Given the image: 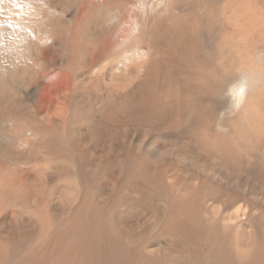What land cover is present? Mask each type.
<instances>
[{"label": "bare ground", "instance_id": "obj_1", "mask_svg": "<svg viewBox=\"0 0 264 264\" xmlns=\"http://www.w3.org/2000/svg\"><path fill=\"white\" fill-rule=\"evenodd\" d=\"M14 1H9L8 14L20 24V30L19 36H11L10 24H0V89L8 85L23 105L37 93L38 62L13 71L11 65L18 64V57L26 50L34 52L41 62L40 46L46 41L37 42L38 46L34 39L30 43L27 28H33L38 21L34 12L24 11ZM148 1L83 0L88 3L85 19L71 20L65 29L69 38L55 41L50 47L58 66L43 61L42 70H58L69 81L70 105L78 98H86L87 108L106 124L114 121L116 114L130 116L134 104L132 94L126 96L128 102L124 105L121 99L122 92L130 87V81L122 83L118 79L123 75L128 78L122 62L127 60L136 74L149 64L166 67V57H157L155 46L159 44L157 40L168 36L175 46L172 56L176 55L172 58L174 62L169 60L170 72H178L179 78L182 73L186 75L181 81L169 82L170 93L176 98L173 105L177 113L194 117L191 123L176 117L173 125L190 128L193 146L201 154L228 169L239 168L243 150L236 145V137L246 138L254 148L264 139V87L260 84L263 74L248 65L236 71L225 56L214 65L212 24H205L204 18L199 17H191L192 22L188 23L183 10L179 12L181 7L173 8L174 0L173 4L167 1L156 12L148 8ZM120 33L122 38L113 42ZM136 39L147 46L148 52H134L125 59L130 52L126 50ZM109 41L111 47L107 48ZM203 50L207 51V62L195 74L190 73L192 62ZM226 95L230 106L246 111L243 119L234 120H244L246 133L238 130L231 136H218L209 130L208 117L212 119L214 104ZM6 102L7 97L0 95V264H264V199L262 194L251 192L242 180L231 177L229 183L224 174L213 168L206 178L212 180L214 187L207 190L201 183L178 182L173 173L165 176L166 169L154 171L149 153H143L141 162L135 156L129 159L135 166L129 165L128 171L119 172L115 185L114 182L113 186L107 185L106 194L98 184H87L83 189L77 181V170L90 167L92 157L81 143L70 139L71 124L76 120L80 123L83 117L71 115L75 118L69 120L71 123L58 120L54 129L44 126L46 133L53 130L61 133L60 139L50 142L57 152L46 157L34 150V140L14 146L18 134L8 125L11 120ZM14 110H20V106ZM200 112L206 117L202 121L205 126L199 125ZM61 114L65 118L70 111L64 109ZM32 118L33 111L27 119ZM150 124L153 125V120ZM67 147L72 154L58 153H66ZM18 149L24 150L13 157L12 153ZM140 149L136 148L135 153ZM199 157L191 158L195 166L187 168L197 167ZM103 159L95 162L96 168L102 171L114 168ZM261 160L264 163V152ZM21 161L30 164L24 170L19 169ZM179 163L186 168L185 161L179 159ZM202 166L206 165L199 167ZM51 178L57 180L53 190L47 192L53 183ZM225 201H239L240 205L232 213L221 204Z\"/></svg>", "mask_w": 264, "mask_h": 264}, {"label": "rangeland", "instance_id": "obj_2", "mask_svg": "<svg viewBox=\"0 0 264 264\" xmlns=\"http://www.w3.org/2000/svg\"><path fill=\"white\" fill-rule=\"evenodd\" d=\"M9 1L12 0H0V24H10V27L13 30L10 29V35L19 36L18 31L20 30V24L15 22L8 14L11 7L9 6ZM164 1L149 0L147 2L148 8H150L152 12H156L162 6L164 7L167 1L173 4L172 0ZM174 3L176 4H173V8L176 7V5L181 7L179 12L183 10V13H185L188 18V23L192 22V18L199 17L201 19L204 18L203 20L205 24H212L211 27L215 33L214 37H211L214 65H217V62L219 64V58L225 56L229 58L230 64L235 65L236 71H239V68L242 65H248L259 70L264 76V0H174ZM13 4L21 7L24 11L29 10L35 14L38 22H34L35 27L27 28L30 39L28 40L30 43L31 41L33 42L34 39L35 45L38 46L37 42L42 44L43 41H46L45 44L43 43V45L40 46L41 62L36 59L34 52L32 53L26 50L25 54H21V57H18L20 59L19 63L14 66L12 64L10 68V70L13 71L20 67L26 68L34 62H38V77L36 80L38 89L36 95L32 98L29 96L26 102L22 105L16 98L17 93L9 88L8 85H3L2 89H0V95L3 94L7 97L6 104L9 108L8 117L10 114L11 120L8 121V125L11 124L12 129L16 130V133L18 134V137L14 140V146H19L23 141L29 140L32 142L34 140L36 142L34 150L38 154H42L46 157L48 154H54L57 152V148L51 146L50 142L60 139L61 133L57 130H53L51 133H46L44 126L52 127L54 129L53 126L58 120L68 122L73 119V121H75V118L71 115H77L83 117V119L80 123L76 120L71 124L70 129L72 134L70 139L73 138L71 141L75 143H81L86 148L85 150L88 155H91L92 157L89 164L90 167H87L88 169L82 168L77 170V172H79L77 174V181L84 186L83 189H85L87 184H98L100 190L106 194L108 192L107 185H115L117 178L116 175H118L119 172L128 171L129 165L135 166L133 163H130L129 159L135 156V159L141 162L143 160V153H149L147 156L151 159V162L149 161L150 167L153 168L154 171L166 169L168 172L164 171L165 173L163 172V174L170 177L173 173L175 178L178 177L176 180L178 182H185L188 180L187 182L189 183H201L204 187H207V190H211V187H214L212 186V180H208L206 177L208 173H211V169L215 168L217 173L224 174L229 183H232L230 182L231 177H233L235 181L242 180L244 185L247 187L249 186L248 188L251 192L253 190L255 193L262 194L264 199V163L261 160V154L264 152V139L263 142L260 141V145H255L254 148L248 145L246 138L236 137V145L243 150L241 153V159L243 162L239 168L228 169L227 167H224L221 162H216L210 156L207 157L201 154L199 150L193 146L195 143L192 134L189 133L190 128L188 126L177 128L173 125L176 117L182 120L188 119L190 120V123L194 120V117H192V115L189 116V113L181 115L175 111L176 108L173 103L176 98L174 94L172 95L170 93L168 88L171 80L173 82H178L186 76L182 73V78H179V74L175 71V68H173L175 71L174 73L170 72L172 69H170L171 64L169 63V60H172V58L174 59L176 56H172V52L175 50V46H173L171 40L172 38L166 36L165 38L157 40L159 44H156L155 46L158 52L157 57H162V55L166 57V67L162 66V64L157 66L154 65V67L149 64V66L142 71L139 68V71L136 74L132 66L126 62L127 60L125 63L122 62L128 78L123 75L119 76L118 79L122 83H128L130 81V87L128 89L129 92L126 90L122 92V94L120 93L121 99H123L124 105L128 102L127 100L125 101L126 96L132 94V102L134 104L131 107L132 109H130V116L126 113L123 114V116L116 114L114 118H112L114 121L105 124L103 121H99V118L96 117V112L90 111L87 108L86 98H78L77 102H73L74 104L71 102L70 105L69 100L71 96L69 95V81L66 80L58 70L51 68L50 70L43 71L44 67L42 66L43 61L45 64L58 66L55 63L56 58L53 56L50 47L55 41L64 42L69 38L65 31L68 23L75 18L77 20L85 19V10L88 7V3H84L83 0H15ZM174 9L176 10V8ZM3 10H5V13ZM125 19H128V17L126 16ZM154 35L157 36L156 33ZM122 36V33L119 35L116 34L113 38V42H117ZM51 39H54L53 42L49 41ZM133 42L131 48L129 47V49L126 50L130 52L125 55V59L126 57L128 59L129 54L131 56L134 52H148V49H146L147 46L142 45L141 40L136 39L133 40ZM107 45V48L111 47L110 41ZM223 46L225 49L222 48ZM206 52L203 50L198 54L197 59L195 58L192 62V67L189 70L190 73L195 74V72L200 70L201 66L207 62L208 59ZM135 55L139 56L138 53ZM172 62H174V60H172ZM216 68H218V66H216ZM220 72L221 70L219 68L218 74ZM260 84L264 87V78L261 79ZM110 89L113 90L112 88ZM229 100L230 99L227 95L224 99H218L216 101L217 103L215 102L214 104L212 119L208 117L210 121L209 127L211 128H209V130H211L213 135L231 136L238 133V130H241L243 133L248 129L244 120L234 122L236 119H243L241 117L247 115H244L246 111L242 110L243 107L230 106ZM17 106H20V110H14V107ZM134 106H136L135 109ZM142 106H148L149 110L146 111ZM203 108H205V106H203ZM12 109L13 112H11ZM64 109H68L70 114L65 118H61V111ZM32 111L33 118L29 121L27 118ZM197 118L200 119L199 125L205 126L202 122L206 119L204 112H200L197 115ZM6 120L7 116L6 118L4 117V121ZM152 120L153 125L150 124ZM69 122L71 123V121ZM75 143L74 145H76ZM136 148H141L142 150L140 149L139 153H135ZM23 150L18 149L13 152L12 155L15 154L13 157L18 156L19 152ZM69 150H71V148L67 147L64 150L66 153L60 151H58V153L69 156L72 154V150L68 153ZM183 152L186 155H184ZM29 154L30 151H28L27 155ZM194 156H200L197 161L199 166H206L199 167L196 165L197 167L195 168H187L188 166H195V163L191 161V158ZM100 157L104 158V162L107 161L105 163L109 164L111 162L114 168L104 171L96 168L95 162L99 161ZM246 157H252V159L248 160ZM163 159L166 162H164ZM179 159L180 161H185L186 168L183 167L184 164L179 163ZM29 164L25 165L21 161L19 162V169L24 170ZM221 168H223V170L218 171V169ZM200 169H203L205 172L201 174L202 172ZM53 173L55 174V171ZM111 174L113 175L111 176ZM51 179L53 183L52 185L50 184L51 188H47V192L53 190L52 188H54V183L57 180V178L55 180L53 178ZM169 181L170 180H168V182ZM99 182L101 184H99ZM221 204L227 209V211L233 213L239 207L240 202L225 201ZM134 240L135 239L131 241V244H134Z\"/></svg>", "mask_w": 264, "mask_h": 264}]
</instances>
